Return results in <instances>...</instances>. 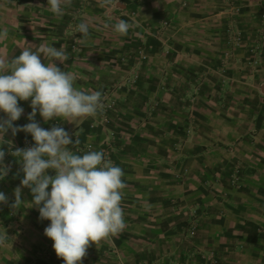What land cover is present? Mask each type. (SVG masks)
Returning a JSON list of instances; mask_svg holds the SVG:
<instances>
[{
  "label": "crops",
  "instance_id": "0c3cea01",
  "mask_svg": "<svg viewBox=\"0 0 264 264\" xmlns=\"http://www.w3.org/2000/svg\"><path fill=\"white\" fill-rule=\"evenodd\" d=\"M228 1L72 0L58 17L47 0H0V29L7 30L0 57L62 47L66 59L55 63L76 77L77 89L102 97L110 91L118 101L116 123L103 121L101 112L75 122H44L38 111L35 117L45 129L61 123L79 141L72 151H103L124 171L125 228L91 243L82 264H264V54L255 71L247 69L245 48L223 64L226 29L235 20ZM234 1L244 5L234 27L246 28L251 38L264 0ZM121 19L129 24L124 36L112 28ZM81 22L89 35L72 54L69 32ZM142 43L145 63L122 59ZM18 103L24 112L14 124L22 126L32 108L30 99ZM5 139L12 144L3 145L8 171L0 191L7 201L0 204V231L9 238L0 247V264H63L44 234L50 221L29 207L22 164L11 154L34 141L11 130ZM238 168L242 183L235 187L230 179ZM17 187L24 202L13 209ZM194 206L199 221L191 237L185 232Z\"/></svg>",
  "mask_w": 264,
  "mask_h": 264
},
{
  "label": "clouds",
  "instance_id": "9594fccd",
  "mask_svg": "<svg viewBox=\"0 0 264 264\" xmlns=\"http://www.w3.org/2000/svg\"><path fill=\"white\" fill-rule=\"evenodd\" d=\"M72 0H47V6L56 16L64 14V6ZM111 0H104L110 4ZM107 26V25H105ZM121 36L127 35L129 24L121 19L112 25ZM77 31L83 37L89 35V25L81 22ZM7 36L0 29V40ZM49 59V63L44 62ZM66 54L63 48L41 45L35 51L31 47L11 59L0 57V177L7 175L3 164L4 144L11 145L5 134L11 130L31 135V147L16 149L11 154L22 164V187H27L32 200L29 207H36L40 220L50 223L44 234L53 241L52 247L63 264H82L91 243L96 245L107 238L118 236L125 228L121 207L124 171L108 160L103 151H87L78 154L70 146L79 143L63 127L45 129L35 119L37 111L44 122L62 118L75 122L78 118L95 117L104 108L102 93L77 89L76 77L62 70L55 61L63 64ZM32 111L29 123L15 125L24 112L19 101H28ZM75 135V134H74ZM52 170L54 174H50ZM21 187L15 189L13 209L21 208ZM7 197L0 191V204ZM9 236L0 231V247Z\"/></svg>",
  "mask_w": 264,
  "mask_h": 264
},
{
  "label": "built area",
  "instance_id": "2783aa9c",
  "mask_svg": "<svg viewBox=\"0 0 264 264\" xmlns=\"http://www.w3.org/2000/svg\"><path fill=\"white\" fill-rule=\"evenodd\" d=\"M227 1V0H225ZM230 5V15H232V22L227 26V45L223 51V64L226 65L229 62L235 60V51L238 48H245L247 54L251 56V59L247 62V69L251 71H255V69L259 66L262 61L264 54V9L261 13L255 15L254 18L258 19L257 27L253 28L251 32L253 33V37L251 40L246 38V34L248 30L241 27H234V22L238 23L240 17L244 14V6L242 3H239L234 0H229ZM77 23L73 27V31L69 32L70 34V53H75L79 49L80 41L82 39V34L77 31ZM122 59L128 62H136L139 64H143L148 60V46L146 43H142L138 46L134 51L128 52L123 55ZM239 63V62H238ZM246 65V64H245ZM221 71L225 73V69L221 68ZM138 77L137 73L132 77V80H136ZM103 103L104 108L101 111L103 121L105 122H119L121 119V115L119 114L118 101L116 97L110 92L106 91L103 94ZM111 114H115L111 116ZM55 126L63 127V125L59 122H56ZM64 128V127H63ZM32 142L30 140L27 141V145L31 146ZM110 148H112V145ZM87 151H92L91 147L83 148L79 151V154H83ZM106 156L108 154H105ZM241 169L238 168L235 172L231 174V184L235 187L241 186ZM173 205L181 208V203L174 202ZM190 216H191V225L188 227V230L185 232L189 236L194 237L196 234V229L198 226L199 219V209L197 207L190 208ZM61 258V257H60Z\"/></svg>",
  "mask_w": 264,
  "mask_h": 264
},
{
  "label": "rangeland",
  "instance_id": "374dc122",
  "mask_svg": "<svg viewBox=\"0 0 264 264\" xmlns=\"http://www.w3.org/2000/svg\"><path fill=\"white\" fill-rule=\"evenodd\" d=\"M244 6V5H243ZM240 20V19H239ZM240 22H243V20L242 21H240ZM243 28V27H242ZM244 29H246V28H244ZM69 35V34H68ZM253 37V36H252ZM251 37V38H252ZM246 38L248 39V40H251V38H249V36L246 34ZM70 39H71V37H70ZM232 174V173H231Z\"/></svg>",
  "mask_w": 264,
  "mask_h": 264
}]
</instances>
